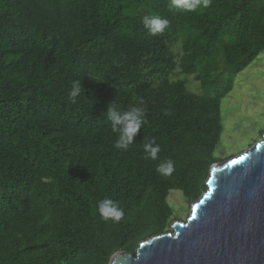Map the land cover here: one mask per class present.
Masks as SVG:
<instances>
[{
  "label": "trees",
  "instance_id": "1",
  "mask_svg": "<svg viewBox=\"0 0 264 264\" xmlns=\"http://www.w3.org/2000/svg\"><path fill=\"white\" fill-rule=\"evenodd\" d=\"M0 0V264H108L206 190L221 101L264 52V0ZM145 15L170 21L151 35ZM177 74L192 75L199 91ZM74 80L84 90L72 103ZM143 100V105L140 101ZM146 108L127 150L107 106ZM155 140L157 159L144 151ZM171 159V175L156 171ZM117 201L121 221L98 213Z\"/></svg>",
  "mask_w": 264,
  "mask_h": 264
},
{
  "label": "water",
  "instance_id": "2",
  "mask_svg": "<svg viewBox=\"0 0 264 264\" xmlns=\"http://www.w3.org/2000/svg\"><path fill=\"white\" fill-rule=\"evenodd\" d=\"M206 190L173 232L143 240L108 264H264V132L250 148L210 166Z\"/></svg>",
  "mask_w": 264,
  "mask_h": 264
},
{
  "label": "rangeland",
  "instance_id": "3",
  "mask_svg": "<svg viewBox=\"0 0 264 264\" xmlns=\"http://www.w3.org/2000/svg\"><path fill=\"white\" fill-rule=\"evenodd\" d=\"M176 78L187 80L192 91L199 85L192 75L177 74ZM222 133L214 155L223 160L238 155L262 138L264 132V52L257 57L235 79L232 90L221 101ZM167 201L173 209L169 232H173L175 221L186 220L192 202H188L181 191L171 190Z\"/></svg>",
  "mask_w": 264,
  "mask_h": 264
},
{
  "label": "clouds",
  "instance_id": "4",
  "mask_svg": "<svg viewBox=\"0 0 264 264\" xmlns=\"http://www.w3.org/2000/svg\"><path fill=\"white\" fill-rule=\"evenodd\" d=\"M210 3L211 0H170L169 7L196 11L201 6L204 8L209 7ZM142 23L151 35H156L164 32L169 27L170 21L160 15H145L142 17ZM82 90L84 88L81 80H74L69 92V98L72 103L76 102V98L81 94ZM143 103V100H141L140 104L143 105ZM106 111L112 125V131L118 134L114 147L127 150L145 122L146 108L143 106H132L126 111H121L114 104H108ZM143 147L150 159H157L161 149L154 139L149 140ZM174 170V162L171 159L160 163L156 167V171L163 175H171ZM98 213L105 221L111 220L114 223L121 221L124 216V211L119 203L111 198H104L98 202Z\"/></svg>",
  "mask_w": 264,
  "mask_h": 264
}]
</instances>
